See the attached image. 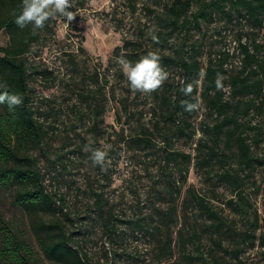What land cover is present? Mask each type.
I'll return each mask as SVG.
<instances>
[{
  "label": "rangeland",
  "instance_id": "374dc122",
  "mask_svg": "<svg viewBox=\"0 0 264 264\" xmlns=\"http://www.w3.org/2000/svg\"><path fill=\"white\" fill-rule=\"evenodd\" d=\"M170 2L171 0H73V7L69 10L74 12V19L67 21L58 16L54 19V31L46 33L36 45L38 55H30V62L40 69L51 70L56 78L52 86H47L49 81L44 79H31L33 102L38 107L40 119L49 129L53 144L50 150L53 153L59 152L68 164V169L59 179V187L56 180L51 178L54 173H46L47 188L52 191L59 189V192L66 195L63 212H68V216L74 220H66L73 245L86 253L94 264L153 262L158 243L147 232L134 230L130 221L144 214L149 216L151 222L159 223L161 217L158 210H166L173 200L178 214V221L170 227L173 254L163 257L158 264H187L190 259V264H210L212 256L220 257L225 264H264V247L257 241L255 245L248 241L243 243L238 258L232 252L237 244L234 237L227 236L222 246L216 245L207 227L212 221L195 204L186 206L183 201L188 196L187 188H194L236 230L246 227L254 209H257L261 225L256 233L264 231V112L253 113L249 117L251 125L263 128L260 141L252 147L257 160L251 169H239L235 147L229 149L230 155L226 163L217 161L212 167L209 166L208 172L198 170L193 159L180 192H175L170 197L162 189L161 180L165 181L159 173L162 155L159 146L162 139L154 123L158 119L163 122L160 106L154 93L145 95L131 91L117 65L114 48L122 45L124 38L141 39L146 46L151 44L149 29H157L156 15L163 13L164 4ZM200 6V0H193L190 11H195ZM226 9H230L229 2L226 3ZM235 14V19L230 21L221 10H214L211 18H201L198 24L190 27L188 33L185 34L184 30L175 31L171 38L175 42L168 45L165 52L175 53V49H179L184 42V36L185 48L195 42L201 46L198 59L203 66L210 55L229 50L231 56L224 65L226 73L222 76L230 79V75L239 69L241 63L239 34H243L242 41L251 44L254 39L256 42L264 39V29H260L248 17L238 12ZM7 41L8 36L3 31L0 44L6 45ZM66 52L76 54L79 62L77 70L67 60ZM261 55H264V49L261 50ZM110 58H113L112 64L109 63ZM166 70L169 72L167 81L176 86L181 80L179 70L176 67ZM201 83L202 75L199 80L200 85ZM99 84H105L103 89H99L98 96L104 100L106 108L102 114L103 135L98 138L95 147L109 152L110 162L106 164V170L94 167L89 160L90 154L83 150L90 138L89 127L95 121L90 110L91 96L99 88ZM225 89L229 94L227 85ZM199 102V112L192 119L196 127L207 112L203 102ZM124 104L127 111L122 113ZM153 108H156L157 113H154ZM79 116L81 122H78ZM120 126L125 127L127 137L139 134L145 126L147 132H150L148 135L152 138V144L137 147L126 139V142L120 141L114 145L113 140ZM255 131V128L248 129L250 137ZM200 134L197 133L195 137ZM170 144L173 149H181L194 155V142L191 140L171 136ZM225 165L231 171H239L244 178L243 189L252 202L247 213L236 211L231 204L225 203L235 196L233 184L220 176L222 166ZM174 176L177 178L176 173ZM154 180L158 182L154 183ZM175 184L180 185L178 181ZM153 186L156 189L152 192ZM92 188L104 192L109 203L114 205L117 216L114 236L104 233L103 222L97 216L98 211L91 207ZM5 206L7 213L11 214L13 207L9 202ZM180 228L188 238L196 228L202 234L200 241H194L191 236L186 248L182 249L178 244ZM163 230L161 231L164 232ZM198 248L204 259L197 256ZM191 255L197 257L191 258Z\"/></svg>",
  "mask_w": 264,
  "mask_h": 264
},
{
  "label": "trees",
  "instance_id": "16d2710c",
  "mask_svg": "<svg viewBox=\"0 0 264 264\" xmlns=\"http://www.w3.org/2000/svg\"><path fill=\"white\" fill-rule=\"evenodd\" d=\"M192 2L193 0H171L170 3L164 4V12L156 15L159 43L152 41L146 46L141 39L124 38L123 44L113 50L116 58L123 53L125 58L132 62L148 51H157L165 69L176 67L181 74V80L176 86L166 81L161 89L154 92L163 118V122L158 119L154 123L162 139L159 146L162 154L159 173L165 181L161 180L162 189L170 197H173L175 192H180L181 185L187 180L193 159L198 170L208 172L209 166L212 167L215 162L226 163L229 151L235 147L239 169H251L257 160L252 147L260 141L263 129L251 125L249 117L253 113L264 112V55H261L264 39L257 42L254 39L251 44L242 41L243 34H239L241 63L239 69L230 75V79L222 76L226 73L224 65L231 56L229 50L210 55L203 66L198 59L201 46L195 42L185 48L186 36L179 49H175V53H167L164 49L170 45L168 41L175 31L184 30L185 34L188 33L190 27L198 24L201 18H211L214 10H221L230 21L235 19V12H238L252 20L260 29H264V0H200V8L190 11ZM227 2L230 9H226ZM21 4L22 0H0V36L3 31L8 36L6 45L0 44V83L7 85L6 89L0 91L6 90L23 96V104L14 111L10 112L6 104L0 105V264H94L86 253L73 245L66 222L67 219L73 218L68 216V212H63L66 195L59 192V189L49 190L46 184V173H54L51 178L56 180L59 187V179L68 169V164L59 152L53 153L50 150L53 144L49 129L40 119V112L32 97L31 79H44L49 81L47 86H52L56 76L51 70L33 65L29 56L38 55L35 47L46 33L54 31V19L49 20L45 28L36 35H32L31 25L21 29L15 23ZM66 55L69 63L77 70L79 62L76 54L66 52ZM109 63H113V58H110ZM118 67L120 68L119 65ZM120 72L123 75L121 69ZM217 81L222 87L217 86ZM187 83L194 84L191 96H185L181 92V88ZM103 85L105 86L99 84V88L91 96L90 110L95 121L91 123L88 131L90 138L95 141L93 147L103 135L102 114L106 107L104 100L98 96ZM226 85L229 87V94L226 92ZM199 100L203 102L207 112L196 127L192 119L199 111H184L182 102ZM153 109L154 113H157L156 108ZM126 111L127 106L124 104L121 112ZM78 122H81V116ZM254 128L256 131L250 137L248 129ZM148 133L150 132L143 126L139 134H130L127 137L125 127L120 126L113 144L126 142L128 139V142L137 147L149 146L152 144V138ZM197 133L200 135L195 137ZM171 136L193 141L194 155L181 149H173L170 144ZM222 171L220 176L233 184L235 192V196L225 203L231 204L236 211L247 213L252 207V202L244 192L243 176L239 171L226 168V165L222 166ZM177 181L180 183L178 186L175 184ZM157 182L154 180V183ZM154 189L155 186L152 192ZM91 193V207L98 211L97 216L103 222L104 233L114 236L117 220L114 205L109 203L104 192L92 188ZM187 193L184 204H195L207 215L206 218L212 221L207 227L216 245L222 246L227 236L234 237L237 241L232 250L235 258L239 257L242 244L246 241L251 245H255L257 241L264 247V231L256 233L261 225L257 209H254L246 227L236 230L202 194L192 187L187 188ZM6 202L13 207L11 214L7 213ZM158 212L161 217L159 223L151 222L149 216L144 214L130 221L134 230L147 232L158 243L154 261L150 264H158L163 257L173 254L170 227L178 221L174 200L166 210L160 209ZM181 230L183 229H179L178 244L182 249L186 248L191 236L194 241H200L202 234L196 228L189 234V238ZM197 256L205 258L201 251ZM190 260L187 264H190ZM212 260L210 264H225L224 260L217 256H212Z\"/></svg>",
  "mask_w": 264,
  "mask_h": 264
},
{
  "label": "clouds",
  "instance_id": "9594fccd",
  "mask_svg": "<svg viewBox=\"0 0 264 264\" xmlns=\"http://www.w3.org/2000/svg\"><path fill=\"white\" fill-rule=\"evenodd\" d=\"M73 7V0H22L21 10L16 16V25L24 29L31 25L32 35H36L44 29L49 20L56 19L58 16L72 21L75 17L74 12L70 11ZM148 35L155 43H159V37L156 29H149ZM174 39L168 41L173 44ZM117 64L128 82L131 91L145 95H151L161 89L164 83L169 79V72L161 64V56L157 51H148L135 62L125 58L122 53L116 58ZM217 86L222 87L219 81ZM7 85L0 83V89H6ZM194 91V84L187 83L181 88L185 96H191ZM7 105L9 111L23 104V96L8 91H0V105ZM183 110L186 112L198 111L200 102L183 101ZM95 141L89 138L88 143L84 146V151L89 153V160L92 165L99 166L106 170V164L110 162L109 152L102 148L93 147ZM110 147V146H109Z\"/></svg>",
  "mask_w": 264,
  "mask_h": 264
}]
</instances>
